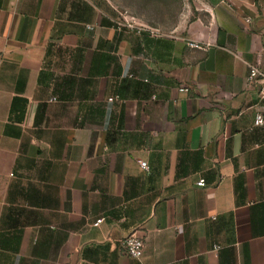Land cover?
<instances>
[{"label": "crops", "instance_id": "crops-1", "mask_svg": "<svg viewBox=\"0 0 264 264\" xmlns=\"http://www.w3.org/2000/svg\"><path fill=\"white\" fill-rule=\"evenodd\" d=\"M115 10L0 0V264H264V0Z\"/></svg>", "mask_w": 264, "mask_h": 264}, {"label": "rangeland", "instance_id": "rangeland-1", "mask_svg": "<svg viewBox=\"0 0 264 264\" xmlns=\"http://www.w3.org/2000/svg\"><path fill=\"white\" fill-rule=\"evenodd\" d=\"M115 5V20L118 22H129L133 27L148 28L141 21H149L155 27L167 29L172 25L171 13L174 0H110ZM164 5L165 10L161 7L158 13L157 3ZM151 7V11H150ZM150 29V28H149Z\"/></svg>", "mask_w": 264, "mask_h": 264}, {"label": "built area", "instance_id": "built-area-1", "mask_svg": "<svg viewBox=\"0 0 264 264\" xmlns=\"http://www.w3.org/2000/svg\"><path fill=\"white\" fill-rule=\"evenodd\" d=\"M118 28L122 27H129L132 28V24L129 22H115ZM140 28L137 27V31H139ZM247 64V77L246 80L248 82H255L259 86L258 90V96L260 98L264 97V68L257 66L256 64L246 62ZM182 91H186L187 89L185 87H180L179 88ZM264 123V116L260 113H256L253 119V125H262ZM139 165L145 169L148 170V165L145 161H139ZM196 184L198 186H203L205 184L204 180L200 178ZM102 221V218L99 217L97 218L94 222L93 225H97ZM121 248L124 250V252L131 257H136L139 258L142 255L143 252V245L144 242L142 238L139 236L135 235L134 233L128 234L119 241Z\"/></svg>", "mask_w": 264, "mask_h": 264}]
</instances>
